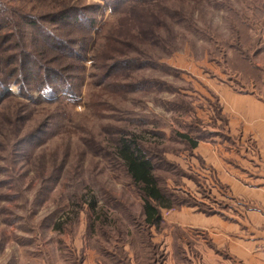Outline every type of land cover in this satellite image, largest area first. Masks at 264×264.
Masks as SVG:
<instances>
[{"label": "rangeland", "instance_id": "obj_1", "mask_svg": "<svg viewBox=\"0 0 264 264\" xmlns=\"http://www.w3.org/2000/svg\"><path fill=\"white\" fill-rule=\"evenodd\" d=\"M0 1L42 12L63 0ZM106 1L70 0L98 8L91 16L99 29L72 102L37 92L24 100L15 85L6 89L13 97L0 102V264H204L212 246L207 231L190 222L199 209L221 214L222 185L198 161L197 146L189 149L178 135L200 129L213 134L210 146L228 141L227 92L264 105V0L159 1L148 9H166L165 21L158 17L166 28L157 31L162 44L138 39L131 50L119 47L120 39H128L136 16L116 14ZM125 57L134 67L121 66L108 79L109 67ZM141 82L140 90L119 91ZM125 134L163 153L162 184L190 202L162 210L159 230L141 226V198L112 153ZM238 134L231 139L239 142Z\"/></svg>", "mask_w": 264, "mask_h": 264}, {"label": "trees", "instance_id": "obj_2", "mask_svg": "<svg viewBox=\"0 0 264 264\" xmlns=\"http://www.w3.org/2000/svg\"><path fill=\"white\" fill-rule=\"evenodd\" d=\"M110 1V4L108 1L106 3L111 8L113 4L115 5L112 8L114 13L122 14L127 18L136 16L138 20L131 25L129 35L124 34L129 36L128 39L119 38L122 41L119 47L131 50L129 48L131 43L138 39L147 40L149 44L163 42L157 31L165 28V23L158 20L160 18L165 21L163 11L166 9L165 7L164 10L159 7L160 11H155L152 7L148 9L150 5L154 4L153 6H155L162 0ZM75 3L70 2V0H63L57 2L52 10L42 12L30 10L26 12L6 7L0 1V102L5 101L10 96L13 97L9 91H6L7 87L9 88L11 85L17 87V94L24 100L32 99L36 92L45 94L51 99L56 97L55 101L67 97V101L72 102L73 96H77L79 86L75 77L84 70L80 63L85 60L88 46L92 43L93 37L99 29L96 28L94 16H91L93 11L98 8L78 6ZM137 8L145 10L147 17L143 18L139 15ZM171 18L174 19L173 14ZM127 21L131 22L130 20ZM108 41L115 42L112 37ZM108 49L109 51H118L115 46L111 45L108 46ZM135 62V60H129L125 57V60L115 61L105 74L108 75V79L117 77L119 75L117 72L120 71L121 66L134 67ZM242 62L248 63L246 58ZM142 85L143 82L133 84L130 87L122 86L119 91L126 88L134 91L140 90L143 88ZM37 99L41 100L42 97ZM51 99L47 100L50 102ZM193 131L190 130V134L178 135L191 150L199 142H205L213 137V134L200 129ZM31 134L20 140L21 144L24 141L27 144L34 132ZM20 142H17V145L18 143L21 145ZM112 153L121 163L131 184L141 198L143 219L141 226L143 228L159 230L162 225V210L166 211L181 206L190 207L189 200L170 194L162 184L158 168L161 169L163 165L168 163L160 156L163 153H159L157 149H144L139 136L134 134L122 135L115 141ZM90 210H95L93 202H90ZM199 211L207 215L215 214L213 210L209 209L207 211L199 209ZM58 228L59 225L55 229ZM136 229H139V224ZM148 263L152 264L151 260H148Z\"/></svg>", "mask_w": 264, "mask_h": 264}, {"label": "crops", "instance_id": "obj_3", "mask_svg": "<svg viewBox=\"0 0 264 264\" xmlns=\"http://www.w3.org/2000/svg\"><path fill=\"white\" fill-rule=\"evenodd\" d=\"M225 98L230 134L223 139L228 141L210 146L212 139L194 149L198 161L215 171L223 193L221 199L214 189L213 196L224 207L221 214L194 213L190 225L205 229L212 244L204 249V264H264V105L229 92ZM236 134L242 141L231 139ZM246 138L254 148L244 145Z\"/></svg>", "mask_w": 264, "mask_h": 264}]
</instances>
